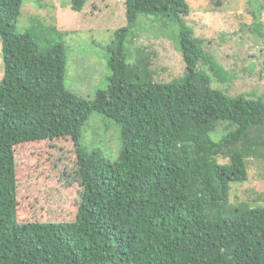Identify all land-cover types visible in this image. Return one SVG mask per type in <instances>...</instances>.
Segmentation results:
<instances>
[{
    "label": "trees",
    "instance_id": "trees-1",
    "mask_svg": "<svg viewBox=\"0 0 264 264\" xmlns=\"http://www.w3.org/2000/svg\"><path fill=\"white\" fill-rule=\"evenodd\" d=\"M23 2L0 0V264H264V204L228 203L231 182L248 178L245 158H264V98L212 85L230 74L184 19L188 0L123 1L126 24L114 32L108 84L93 99L65 86L63 41L38 42L40 11L19 31ZM86 2L66 4L80 12ZM248 4L259 28L264 0ZM141 15L170 27L182 77L157 82L144 57L129 60ZM93 112L120 126L115 161L81 143ZM221 124L226 132L215 138ZM65 137L80 182L62 202H78L75 218L24 219L15 148Z\"/></svg>",
    "mask_w": 264,
    "mask_h": 264
},
{
    "label": "rangeland",
    "instance_id": "rangeland-1",
    "mask_svg": "<svg viewBox=\"0 0 264 264\" xmlns=\"http://www.w3.org/2000/svg\"><path fill=\"white\" fill-rule=\"evenodd\" d=\"M123 1L87 0L78 12L66 4L68 0H24L18 29L25 31L27 28L22 21L40 11L43 29L38 42L46 47L48 38L63 41L67 58L65 86L85 99H93L97 90L108 84L109 49L114 32L126 24ZM188 3L190 13L184 19L192 25L194 35L203 39L204 48L230 74L225 81L212 77V85L231 96L244 92L264 98V9L262 26L258 28L250 14L248 0H188ZM50 5L60 6L57 15L55 13L56 22ZM159 24L154 16L141 15L135 38L126 44V49L131 63L144 57L150 64L153 79L169 82L184 75L185 63L175 36L169 33L170 27ZM52 26L58 27L61 36L54 31L47 33L46 28L50 30ZM3 72L0 44V80ZM225 132L221 124L213 136L217 138ZM81 143L87 150H98L105 158L115 161L121 151L120 126L113 119L93 112L83 126ZM15 154L22 201L28 198L19 207L24 219L73 220L78 202L69 204L70 199L62 202L78 193L74 183L80 182L71 140L65 137L28 142L16 146ZM217 159L220 163L230 162L223 155ZM245 162L248 178L231 182L228 203L232 207L242 202L250 206L264 204V158L247 157Z\"/></svg>",
    "mask_w": 264,
    "mask_h": 264
},
{
    "label": "clouds",
    "instance_id": "clouds-1",
    "mask_svg": "<svg viewBox=\"0 0 264 264\" xmlns=\"http://www.w3.org/2000/svg\"><path fill=\"white\" fill-rule=\"evenodd\" d=\"M59 8H60V6H58V5H55V10H54V18H56V15H57V12H59ZM55 13H56V15H55ZM57 19H58V17H57ZM55 22H56V20H55ZM55 24H57V23H55ZM56 29L58 30V27L56 26Z\"/></svg>",
    "mask_w": 264,
    "mask_h": 264
}]
</instances>
